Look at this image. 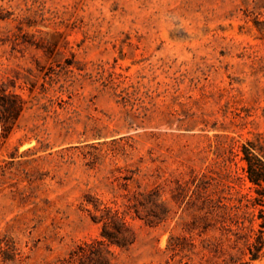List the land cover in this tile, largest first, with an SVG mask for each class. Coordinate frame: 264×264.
<instances>
[{"label":"rangeland","instance_id":"obj_1","mask_svg":"<svg viewBox=\"0 0 264 264\" xmlns=\"http://www.w3.org/2000/svg\"><path fill=\"white\" fill-rule=\"evenodd\" d=\"M250 0H0V264H59L125 215L112 264H264L242 145L264 156V32ZM264 18V15L261 16ZM245 194V197L242 195ZM244 217L247 237L237 239ZM11 257L5 259V256Z\"/></svg>","mask_w":264,"mask_h":264},{"label":"trees","instance_id":"obj_2","mask_svg":"<svg viewBox=\"0 0 264 264\" xmlns=\"http://www.w3.org/2000/svg\"><path fill=\"white\" fill-rule=\"evenodd\" d=\"M253 10L250 13L253 15L252 21L254 26L264 32V0H250ZM22 108V102L17 97L15 92H7L5 89L0 90V124L1 129L6 130L9 122H12L19 114ZM242 159L245 161V172L247 179L253 184L256 193L253 197H247L243 194L247 201L253 205H259L257 217L260 219L259 228L254 231L253 240L246 242L249 258L251 260L259 259L262 256L264 249V156L255 152V144L252 141L242 145ZM154 194L158 195L156 189H150L144 192H136L127 202L122 203V209L103 205L95 208L100 211L99 215H93L92 219L100 223V237L93 238L90 241L78 243L68 255L60 260L59 264H112L111 245L118 247H128L134 240L135 234L126 220L125 215L131 209L136 215H139V208L146 211L145 216L149 223H156L167 215L168 209L164 206L162 215L155 212L154 207L158 205L153 200ZM244 217L236 219L237 225L235 235L237 239L247 237L245 232ZM11 257L5 256V259Z\"/></svg>","mask_w":264,"mask_h":264}]
</instances>
